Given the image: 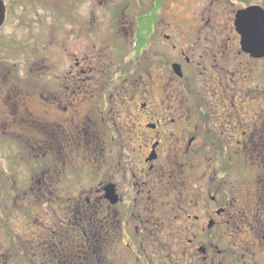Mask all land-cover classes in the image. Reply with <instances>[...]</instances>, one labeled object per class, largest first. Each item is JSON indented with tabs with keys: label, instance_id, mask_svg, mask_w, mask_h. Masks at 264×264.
I'll return each instance as SVG.
<instances>
[{
	"label": "flooded vegetation",
	"instance_id": "1",
	"mask_svg": "<svg viewBox=\"0 0 264 264\" xmlns=\"http://www.w3.org/2000/svg\"><path fill=\"white\" fill-rule=\"evenodd\" d=\"M134 1L44 77H0V195L45 200L28 246L0 204V264H264V55L237 26L264 0H199L182 27Z\"/></svg>",
	"mask_w": 264,
	"mask_h": 264
},
{
	"label": "rangeland",
	"instance_id": "2",
	"mask_svg": "<svg viewBox=\"0 0 264 264\" xmlns=\"http://www.w3.org/2000/svg\"><path fill=\"white\" fill-rule=\"evenodd\" d=\"M231 1L236 2L237 0ZM5 2L8 7L9 21L0 33V77H44L46 75L44 66L50 59L48 56L50 48H53V53L57 57L64 52L73 53L70 43L73 37L72 31L83 30V34L89 37L85 39V44H89V40L93 39L91 31L94 28H113L109 22L111 13L126 12V16L132 18L138 14V11L140 12L135 1L132 3L130 0L126 2L124 0H5ZM142 2L146 3L145 0ZM200 3L199 0H169L167 9L171 12L170 16L174 17V20L171 19L173 27H182L184 19L196 12ZM208 5V3L204 4L205 7ZM70 15L78 18L77 25L66 24L64 17ZM34 35L35 39H30ZM50 36L52 46L48 45ZM62 41L69 46L61 53ZM0 204H6L5 211L10 215L6 226L9 228L11 226L14 232H17L16 235L19 236L21 243H28L26 223L36 211L34 206L45 204L44 198L3 196L2 194ZM18 205L24 207L20 209ZM2 226L0 223V246H10L14 235L11 236ZM7 264H30V261L14 258L7 261Z\"/></svg>",
	"mask_w": 264,
	"mask_h": 264
},
{
	"label": "water",
	"instance_id": "3",
	"mask_svg": "<svg viewBox=\"0 0 264 264\" xmlns=\"http://www.w3.org/2000/svg\"><path fill=\"white\" fill-rule=\"evenodd\" d=\"M5 5L4 0H0V29L4 26L7 17V7ZM253 9L247 10V12L243 13L244 15L250 13V15H252L251 18H243L242 20L238 17L237 26L242 32L245 49L251 53H256V55L258 54L259 56H262L264 55V24H260L259 26L261 27L258 28L257 25L259 23H256V21H264V13L261 14V17L257 20L251 13ZM256 31L259 33L260 41H254L253 39Z\"/></svg>",
	"mask_w": 264,
	"mask_h": 264
}]
</instances>
